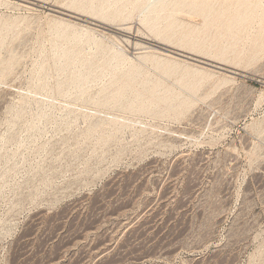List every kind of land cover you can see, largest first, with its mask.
<instances>
[{
  "label": "rangeland",
  "instance_id": "rangeland-1",
  "mask_svg": "<svg viewBox=\"0 0 264 264\" xmlns=\"http://www.w3.org/2000/svg\"><path fill=\"white\" fill-rule=\"evenodd\" d=\"M0 264H264V0H0Z\"/></svg>",
  "mask_w": 264,
  "mask_h": 264
},
{
  "label": "water",
  "instance_id": "water-1",
  "mask_svg": "<svg viewBox=\"0 0 264 264\" xmlns=\"http://www.w3.org/2000/svg\"><path fill=\"white\" fill-rule=\"evenodd\" d=\"M50 11L53 12L54 14L62 17V18H65L67 20H73V21H78V22H82V23H85V24H88V25H91V26H99L98 24L92 22V21H89V20H86V19H82L80 17H77V16H74L70 13H67V12H63V11H59V10H55V9H52L50 8ZM159 49H161L162 51L168 53V54H171L177 58H180V59H183V60H186L188 62H191V63H194V64H197V65H200V66H204V67H207V68H211V69H215V70H218V71H221V72H224L226 74H230V75H238L237 72L231 70V69H227L225 67H222L220 65H215V64H212L210 62H205L203 60H200V59H197V58H194V57H191L189 55H186V54H183V53H180V52H177V51H174V50H171V49H168L166 47H163V46H157Z\"/></svg>",
  "mask_w": 264,
  "mask_h": 264
},
{
  "label": "bare ground",
  "instance_id": "bare-ground-1",
  "mask_svg": "<svg viewBox=\"0 0 264 264\" xmlns=\"http://www.w3.org/2000/svg\"><path fill=\"white\" fill-rule=\"evenodd\" d=\"M187 1V0H186ZM192 3V2H191ZM184 5V4H183ZM90 49V48H89ZM54 55V54H53ZM111 62H114V64H113V69H114V71L115 70H118V69H120L121 67H124V66H126V65H128L127 63V60H125V59H122V58H120L119 57V53H115L112 57H111ZM110 64H112V63H110ZM109 64V65H110ZM135 72H137V70L135 71ZM192 77L191 78H193L194 77V75L196 74V70L194 71V72H190L189 73ZM128 77V79L132 82V81H134L135 80V78L137 77V73H131V72H129L128 73V75H127ZM118 80V79H117ZM116 82V81H115ZM128 87V86H127ZM123 97H124V93L122 92L121 94H120V96L116 99V102L117 103H121L122 101H123ZM142 104V102L140 101L139 102V105H141ZM102 256V255H101Z\"/></svg>",
  "mask_w": 264,
  "mask_h": 264
}]
</instances>
